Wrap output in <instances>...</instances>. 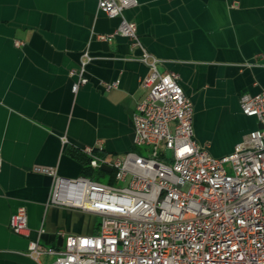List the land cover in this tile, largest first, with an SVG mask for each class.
Wrapping results in <instances>:
<instances>
[{
    "label": "crops",
    "instance_id": "obj_1",
    "mask_svg": "<svg viewBox=\"0 0 264 264\" xmlns=\"http://www.w3.org/2000/svg\"><path fill=\"white\" fill-rule=\"evenodd\" d=\"M124 16L137 23L140 45L111 35L121 18L97 0H0V264H50L57 255L31 253V241L61 249L66 235L97 231V216L48 205L53 178L34 167L77 177L74 149L99 139L107 154L141 149L132 116L153 57L179 74L196 139L213 155L259 126L240 96L264 89V0H138ZM83 61L88 82L73 91L70 71ZM20 206L25 234L9 226Z\"/></svg>",
    "mask_w": 264,
    "mask_h": 264
},
{
    "label": "built area",
    "instance_id": "obj_2",
    "mask_svg": "<svg viewBox=\"0 0 264 264\" xmlns=\"http://www.w3.org/2000/svg\"><path fill=\"white\" fill-rule=\"evenodd\" d=\"M97 3L121 18L111 35L141 44L137 23L124 16L138 0ZM84 55L90 58L88 51ZM85 63L70 71L77 76L73 91L88 82ZM159 63L157 57L149 61L142 79L147 94L132 116L134 143L141 149L107 154L101 139L80 149L90 169L105 170L113 182L34 167L53 178L48 205L91 213L100 221L92 234L60 230L66 235L61 249L33 240L31 253H55L50 264H264V89L240 96L242 111L259 126L233 151L215 156L196 139L194 104L179 74L162 72ZM9 226L27 233L25 206L12 213Z\"/></svg>",
    "mask_w": 264,
    "mask_h": 264
},
{
    "label": "trees",
    "instance_id": "obj_3",
    "mask_svg": "<svg viewBox=\"0 0 264 264\" xmlns=\"http://www.w3.org/2000/svg\"><path fill=\"white\" fill-rule=\"evenodd\" d=\"M72 151H73V153L77 154V156L79 157V159L82 162V173L83 174L89 175L91 177H94L96 179H99V180H102L105 182H109V183L113 182L112 179H108L106 177L105 170L94 171V170L90 169V167L88 165V157L80 149H74Z\"/></svg>",
    "mask_w": 264,
    "mask_h": 264
},
{
    "label": "rangeland",
    "instance_id": "obj_4",
    "mask_svg": "<svg viewBox=\"0 0 264 264\" xmlns=\"http://www.w3.org/2000/svg\"><path fill=\"white\" fill-rule=\"evenodd\" d=\"M98 221H100V217H97Z\"/></svg>",
    "mask_w": 264,
    "mask_h": 264
}]
</instances>
